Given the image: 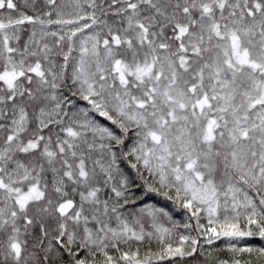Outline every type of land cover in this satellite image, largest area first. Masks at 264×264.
Segmentation results:
<instances>
[{"label": "snow or ice", "instance_id": "1", "mask_svg": "<svg viewBox=\"0 0 264 264\" xmlns=\"http://www.w3.org/2000/svg\"><path fill=\"white\" fill-rule=\"evenodd\" d=\"M0 264H264V0H0Z\"/></svg>", "mask_w": 264, "mask_h": 264}, {"label": "trees", "instance_id": "2", "mask_svg": "<svg viewBox=\"0 0 264 264\" xmlns=\"http://www.w3.org/2000/svg\"><path fill=\"white\" fill-rule=\"evenodd\" d=\"M149 202H153V203H157L159 206H165L166 202H164L163 200H161L160 198L157 197H153L150 199ZM168 207H171L170 205H167ZM177 219H180V216L177 215ZM259 243V242H257Z\"/></svg>", "mask_w": 264, "mask_h": 264}]
</instances>
